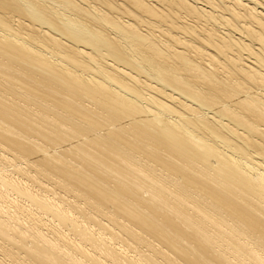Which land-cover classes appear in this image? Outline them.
<instances>
[{
    "label": "bare ground",
    "instance_id": "bare-ground-1",
    "mask_svg": "<svg viewBox=\"0 0 264 264\" xmlns=\"http://www.w3.org/2000/svg\"><path fill=\"white\" fill-rule=\"evenodd\" d=\"M0 264H264V0H0Z\"/></svg>",
    "mask_w": 264,
    "mask_h": 264
}]
</instances>
